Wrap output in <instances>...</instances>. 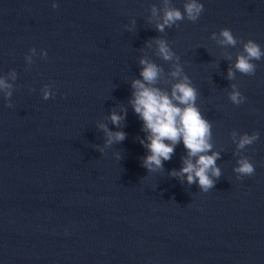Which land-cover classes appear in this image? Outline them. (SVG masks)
I'll return each mask as SVG.
<instances>
[{
    "label": "water",
    "instance_id": "95a60500",
    "mask_svg": "<svg viewBox=\"0 0 264 264\" xmlns=\"http://www.w3.org/2000/svg\"><path fill=\"white\" fill-rule=\"evenodd\" d=\"M200 2L196 22L161 33L151 7L162 0H55V9L53 0H0V76L14 85L12 107L0 92V264H264V57L254 75H227L239 40L264 49V0ZM172 3L183 11V0ZM221 27L236 47L212 39ZM155 37L179 57L211 123L221 175L208 192L169 174L186 155L182 142L162 169L142 165L145 133L129 103L139 59L163 70L157 87L170 92L178 79ZM231 84L243 103L228 99ZM122 107L113 125L109 113ZM101 123L125 139L106 146ZM233 130L258 139L240 151ZM239 155L253 175L237 179Z\"/></svg>",
    "mask_w": 264,
    "mask_h": 264
},
{
    "label": "clouds",
    "instance_id": "9594fccd",
    "mask_svg": "<svg viewBox=\"0 0 264 264\" xmlns=\"http://www.w3.org/2000/svg\"><path fill=\"white\" fill-rule=\"evenodd\" d=\"M58 5L53 0L52 8ZM183 11L173 5L172 0H162V8L157 9L152 5V16H158L159 20L155 24L158 32L163 33L166 28L178 26V22L188 20L196 22L202 12L204 5L200 0H183ZM133 21V25H134ZM212 39L216 40L221 46L236 47L238 38L233 35L227 27H221L218 32L211 33ZM156 45V54L165 61H174L170 75L178 78L171 85L170 92L156 86L162 69L152 60L145 57L139 59L140 79L131 80V98L129 103L135 114L141 120L144 138L140 139L141 145L146 149L142 159V165L149 172H155L163 168V161L170 160L175 146L183 143L186 155L181 157V167L170 170V175L186 179L188 184H198L201 192H208L215 185L213 178H219L220 168L216 165V160L220 153L213 151L211 143V123L204 118L196 105L198 97L197 89L192 85L188 75L183 73L182 66L179 63V57L170 48L168 42L160 37L153 38ZM241 44L240 51L236 52L232 65L228 68V79L234 80L236 73L242 75H254L257 65L254 61L261 60L264 57V49L253 39L239 40ZM151 44L149 43V47ZM28 53L35 55L36 49L29 48ZM44 58L47 53L41 50ZM32 55H25L24 59L32 63ZM228 59H232L228 54ZM11 79H16V72L12 70L9 73ZM14 85L9 83L3 76H0V92L3 93L5 104L12 107L10 97ZM231 91L227 93L228 99L235 105L245 101L236 84L230 85ZM42 98L47 100L54 96L52 88L45 85L42 88ZM126 109L121 108V112L112 111L109 113V119L113 125L119 126ZM105 132L107 139L106 146L123 141L125 133L123 131H111L101 123L98 125ZM232 138L236 148L240 151L246 146L253 144L258 139V133L253 131L241 133L237 139L236 132L233 130ZM103 151V149H101ZM119 159V154H117ZM254 166L249 158L239 155L233 172L237 174V179L248 177L254 174Z\"/></svg>",
    "mask_w": 264,
    "mask_h": 264
}]
</instances>
